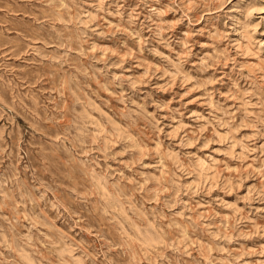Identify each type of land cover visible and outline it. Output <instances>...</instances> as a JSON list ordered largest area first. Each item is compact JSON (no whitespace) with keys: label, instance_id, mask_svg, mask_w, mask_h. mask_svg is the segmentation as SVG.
<instances>
[{"label":"rangeland","instance_id":"374dc122","mask_svg":"<svg viewBox=\"0 0 264 264\" xmlns=\"http://www.w3.org/2000/svg\"><path fill=\"white\" fill-rule=\"evenodd\" d=\"M0 264H264V0H0Z\"/></svg>","mask_w":264,"mask_h":264}]
</instances>
